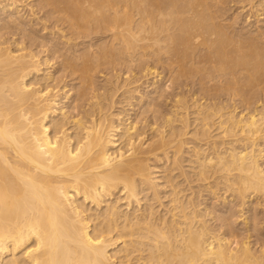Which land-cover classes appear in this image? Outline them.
<instances>
[{
    "label": "bare ground",
    "instance_id": "obj_1",
    "mask_svg": "<svg viewBox=\"0 0 264 264\" xmlns=\"http://www.w3.org/2000/svg\"><path fill=\"white\" fill-rule=\"evenodd\" d=\"M210 2L0 0V264H264V47Z\"/></svg>",
    "mask_w": 264,
    "mask_h": 264
},
{
    "label": "rangeland",
    "instance_id": "obj_2",
    "mask_svg": "<svg viewBox=\"0 0 264 264\" xmlns=\"http://www.w3.org/2000/svg\"><path fill=\"white\" fill-rule=\"evenodd\" d=\"M211 2V4H213L212 6H214L215 4H217L216 5V7H217V10H218V12L219 11H221V12H219L221 15H222V13L224 14V15H220V14H218V19H217V21L219 22V19L221 20V22H223V23H221V22H219V23H221V24H224V25H222L224 28H225V26H226V24L228 25V24H230V25H232V26H230V27H232V28H230V27H228V26H226V27H228V28H225L227 31L228 30H230V31H228V34L230 35V36H232V35H235V36H232V37H236V39L239 37V36H241V40L243 39V41L244 40H247L248 38H250V40H251V42H252V40L254 39V37L256 38V42H254L255 41V39L253 40V43H251L249 40L247 41V42H250V44H254V43H257V45H258V47H264L263 45H264V43H263V41L261 40V39H264V14H263V10H260V8H258L259 6H258V4H259V0L257 1V0H220V1H217V0H210ZM217 2V3H213V2ZM226 1V2H225ZM257 2V3H256ZM226 5H225V4ZM254 4V7H253V4ZM256 3V4H255ZM224 6H223V5ZM215 7V6H214ZM213 7V8H214ZM215 7V8H216ZM221 7H223V8H221ZM212 8V9H213ZM218 8H220V9H218ZM228 9V10H227ZM213 10H215V9H213ZM212 10V11H213ZM223 10V11H222ZM226 10V11H225ZM255 10H257L258 12H256V14H255ZM225 13H226V15H225ZM257 13H258V15H257ZM262 13V14H261ZM39 15L40 16H42V12H41V14L39 13ZM254 15V16H253ZM257 15V16H256ZM260 15V16H259ZM224 17V18H223ZM222 18V19H221ZM235 18H238V20L236 19L235 20ZM225 19V20H224ZM227 19H229V20H227ZM256 19V20H255ZM259 19V20H258ZM223 20V21H222ZM227 20V21H226ZM233 20V21H232ZM248 20V21H247ZM225 21V22H224ZM236 21V22H235ZM230 22H233V23H230ZM235 23V24H234ZM257 23V24H256ZM48 24H50L51 25V22H48ZM236 24H238V25H236ZM234 25V26H233ZM258 25V26H257ZM255 26V27H254ZM236 27V28H235ZM243 27L244 28H247V29H243ZM250 27V28H249ZM241 29V30H240ZM239 32H238V31ZM234 31H236V32H234ZM243 31H245V33L243 32ZM252 31H253V33H252ZM241 32H243V33H241ZM232 33H234V34H232ZM259 33V34H258ZM261 33V34H260ZM242 34V35H241ZM238 35V36H237ZM244 35V36H243ZM256 35V36H255ZM261 35V36H260ZM252 36H254V37H252ZM258 36H260L259 38H258ZM242 37H244V38H242ZM245 37H246V39H245ZM253 39H252V38ZM262 37V38H261ZM240 38V37H239ZM261 38V39H260ZM261 40V41H260ZM261 43H263V45L261 46L260 45V42ZM109 65V64H108ZM111 65V64H110ZM109 65V66H110ZM107 68V70L110 68L111 70H113L112 68H111V66L110 67H108V66H104V68ZM103 68V69H104ZM105 68V69H106ZM121 68V69H120ZM120 68H116L117 70H119L120 71V73H122V74H125V75H122L121 74V76H123V77H121L122 79H124L125 78V76L127 75V73H124L125 72V68L123 67L122 68V66H120ZM116 69H114L116 72H118ZM124 69V70H123ZM111 70H108V71H111ZM113 70V71H114ZM124 72H123V71ZM137 70H139L138 68H135V70L133 71V72H131V74L133 75V73L135 72V74L138 72V73H140L139 71H137ZM159 70H161V69H159ZM105 71V74H107L109 77H111L112 75V73H114L113 71H111L110 72V74H108L107 72H106V70H104ZM115 72V73H116ZM104 73V72H103ZM105 74H102V75H104V76H100L99 77V75L100 74H98L97 76L99 77V78H97V81H99V82H105L104 80H106V77H107V75H105ZM111 75V76H110ZM120 75V74H119ZM131 75V76H132ZM139 77L142 75L141 73L140 74H137ZM106 76V77H105ZM137 76V77H138ZM109 77H107V78H109ZM111 78H115V74H113V76L111 77ZM145 80V78L144 77H142V79H141V81H144ZM147 85H148V83H147ZM264 87V82H262L257 88H259V87ZM152 89V86L150 87L149 86V88L147 87V90H151ZM172 89H169V91H168V93H171L172 91H171ZM167 93V94H168ZM171 97V99H172V96H170ZM169 97V98H170ZM168 98V103H170V101H171V99H169ZM173 100V99H172ZM132 110V109H131ZM131 110H130V115H134L135 113H140V110L138 109V110H132V113H131ZM135 111V112H134ZM133 112H134V114H133ZM143 116V115H142ZM144 116H145V114H144ZM134 117V116H133ZM208 196V197H207ZM206 196V198H209L208 200H207V202L205 203V204H203V208L206 206V205H208V206H210L211 204H213V207H216V206H214V205H217V207L216 208H221V209H219L218 211H225L226 209L225 208H222L223 207V204H220L221 202V200H218V199H214V198H211L209 195H207ZM210 198L211 199H213V200H210ZM218 200V201H217ZM211 203H210V202ZM215 201V202H214ZM216 201H217V204H216ZM235 202H237V201H235ZM220 204V205H219ZM218 206H220V207H218ZM207 207V206H206ZM253 207V206H252ZM211 208H212V205H211ZM216 208H214V209H216ZM235 208L237 209V210H239L240 209V207H238L237 205L235 206ZM261 210V206H259V207H257V210ZM256 210V211H257ZM257 211V212H260V211ZM217 211V209H216V212H215V214H218L219 212ZM262 211V210H261ZM251 213V212H250ZM261 213V214H260ZM259 213V216H261L262 215V212H260ZM239 214H241V213H239ZM258 216V214H257V217L258 218H260V219H262V217H259ZM238 219V218H237ZM241 219H242V217H239V221L237 220V222L235 223V228L237 229V230H240V229H242V230H240V233L237 231V233H239V234H241V231H243L245 228V225L241 222ZM217 221H215V219H212V221H213V225L214 224H216V223H218V224H216V225H218V227L220 226V224H219V220L218 219H216ZM211 221V222H212ZM241 224H240V223ZM264 222V221H263ZM238 224V225H237ZM240 225V226H239ZM243 225V226H242ZM261 225H263L264 226V224L262 223ZM238 226V227H237ZM246 231V234L244 233V231H243V233L241 234V235H239V237H245V235H248V234H253V236L251 235L250 236V241H252V243H254L255 242V240H256V238L257 237H259L258 235L257 236H255L256 235V233L255 232H250V231H247V230H245ZM253 237V238H252Z\"/></svg>",
    "mask_w": 264,
    "mask_h": 264
}]
</instances>
